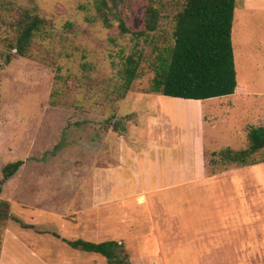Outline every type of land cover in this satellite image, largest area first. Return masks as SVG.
Returning a JSON list of instances; mask_svg holds the SVG:
<instances>
[{"label": "rangeland", "instance_id": "obj_1", "mask_svg": "<svg viewBox=\"0 0 264 264\" xmlns=\"http://www.w3.org/2000/svg\"><path fill=\"white\" fill-rule=\"evenodd\" d=\"M184 1L117 0L132 32L124 35L117 23L104 27L96 0H0V180L7 165L24 162L0 196L7 204V217H0V264H107L61 239L119 242L131 264H264L237 258L236 239L225 233L216 244L180 240L158 257L144 200L135 198L128 182L133 158L121 155L123 144L139 152L146 140L158 142L165 133L146 131L157 111L156 98L144 94L152 93L159 56L173 45V17ZM256 1L236 3L232 42L238 93L208 103L201 130L210 150L205 154L209 176L233 170L235 184L252 183V173L264 182V150L250 158L254 166L220 155L248 150V129L264 127V0ZM152 4L160 12L158 30L134 35L143 31ZM24 10L35 12L46 26L22 57L13 47ZM129 59L138 69L127 91ZM176 110L178 117L184 107ZM115 124L125 132L120 127L114 132ZM186 129L180 126L179 132ZM207 183L215 186L213 180ZM174 197L167 193L161 199Z\"/></svg>", "mask_w": 264, "mask_h": 264}, {"label": "crops", "instance_id": "obj_2", "mask_svg": "<svg viewBox=\"0 0 264 264\" xmlns=\"http://www.w3.org/2000/svg\"><path fill=\"white\" fill-rule=\"evenodd\" d=\"M254 2L252 0V5ZM237 93L238 87L234 95L224 98L234 97ZM144 95L156 98L157 111L153 124L147 122L146 131L165 130L164 136L158 142L146 140L139 152L123 144L125 148L121 155L133 158L132 178L128 182L134 184L135 198L144 200L142 207L145 218L151 221L158 243V257L167 256L166 246L180 240L191 244H216L219 235L225 233L236 239L237 258L264 260V182L258 181L260 175L252 173V183L245 180L235 184V171L210 177L205 168V154L209 148L201 130L208 119L205 117L206 105L216 99L187 101L154 93ZM179 107H184V112L181 110L183 115L176 117ZM180 126H185L190 134L180 133ZM160 146L165 149L162 151ZM175 149L178 150L177 159L173 155ZM210 180L215 186H208ZM167 193L176 197L168 202L161 199Z\"/></svg>", "mask_w": 264, "mask_h": 264}, {"label": "trees", "instance_id": "obj_3", "mask_svg": "<svg viewBox=\"0 0 264 264\" xmlns=\"http://www.w3.org/2000/svg\"><path fill=\"white\" fill-rule=\"evenodd\" d=\"M236 3L237 0L184 1L182 9L173 17V45L165 50V56H159V63L154 68L152 93L187 101H206L236 93L238 81L232 42ZM95 6L104 27L111 29L114 23H117L121 34L132 33L119 13L117 0H96ZM160 21V12L155 4H152L145 11L143 31L133 34L145 36L154 33L158 30ZM45 26L46 21L35 12H21L15 24L17 38L13 47L19 56H27L34 38ZM137 69L138 62L129 59L125 71V90L128 91L134 82ZM117 125L113 127L114 132H117L119 127L120 132H125L124 126ZM248 132L249 149L236 154L228 150L223 151L220 154L223 159L244 166L257 165L253 160L252 163L249 160L264 150V128H249ZM23 165V161H18L4 168L3 178L0 180V196L5 183L15 177ZM6 207L7 204L0 201V217H7L4 212ZM53 236L61 239L57 234ZM61 240L73 250L104 258L107 264H131L123 244L119 242Z\"/></svg>", "mask_w": 264, "mask_h": 264}]
</instances>
